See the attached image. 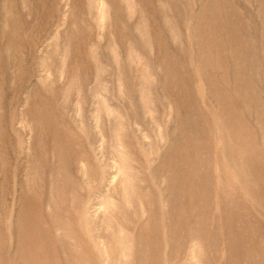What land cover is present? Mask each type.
Here are the masks:
<instances>
[{
  "label": "rangeland",
  "instance_id": "obj_1",
  "mask_svg": "<svg viewBox=\"0 0 264 264\" xmlns=\"http://www.w3.org/2000/svg\"><path fill=\"white\" fill-rule=\"evenodd\" d=\"M0 264H264V0H0Z\"/></svg>",
  "mask_w": 264,
  "mask_h": 264
}]
</instances>
